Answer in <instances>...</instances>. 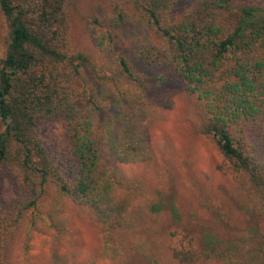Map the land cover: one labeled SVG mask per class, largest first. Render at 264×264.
Wrapping results in <instances>:
<instances>
[{"label": "trees", "instance_id": "16d2710c", "mask_svg": "<svg viewBox=\"0 0 264 264\" xmlns=\"http://www.w3.org/2000/svg\"><path fill=\"white\" fill-rule=\"evenodd\" d=\"M74 1L0 0L8 26L0 60V172L8 171L19 191L0 212V264H13L21 230L27 254L41 224L52 227L69 204L97 214L102 250L113 256L119 233L141 217V181L116 173L111 162L144 160L147 127L157 117L144 72L110 53L116 27L130 19L148 36L140 61L174 71L197 101L196 132L217 149L216 168L244 180L264 208V0H124L109 22L85 19L96 55L72 48ZM42 119L60 122L62 159L38 135ZM171 214L181 226L176 208ZM174 236L169 255L177 264H264L261 231Z\"/></svg>", "mask_w": 264, "mask_h": 264}, {"label": "rangeland", "instance_id": "374dc122", "mask_svg": "<svg viewBox=\"0 0 264 264\" xmlns=\"http://www.w3.org/2000/svg\"><path fill=\"white\" fill-rule=\"evenodd\" d=\"M124 0H75L71 5L73 49L96 55L84 23L90 15L107 20L113 7ZM180 8L182 6H179ZM128 12L132 13L128 8ZM134 19L116 27L113 51L124 54L146 76L148 98L156 120L147 127L145 159L126 163L111 160L114 171L137 178L144 192L143 213L134 227L119 233L118 254L104 253L99 219L94 211L67 205L56 215L52 227L41 224L27 254L22 249L24 230L17 235L10 255L13 264H177L170 258L176 245L174 233L185 230L200 235L209 230L221 239L247 230L264 233V208L241 178L226 175L216 167L217 149L196 132L197 101L188 96L172 69L150 67L138 58L148 36ZM8 26L0 11V60L5 55ZM138 118V117H137ZM37 133L56 160L66 153L60 122L38 120ZM3 125L0 122V132ZM19 191L6 170L0 172V212L8 209ZM152 204L158 210H151ZM50 210L49 204L45 205ZM176 208L181 221L172 219Z\"/></svg>", "mask_w": 264, "mask_h": 264}]
</instances>
